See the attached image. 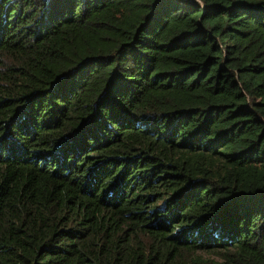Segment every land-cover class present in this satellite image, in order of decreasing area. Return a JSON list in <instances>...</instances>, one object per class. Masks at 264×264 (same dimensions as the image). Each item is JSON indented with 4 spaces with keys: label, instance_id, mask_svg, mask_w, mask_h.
<instances>
[{
    "label": "trees",
    "instance_id": "trees-1",
    "mask_svg": "<svg viewBox=\"0 0 264 264\" xmlns=\"http://www.w3.org/2000/svg\"><path fill=\"white\" fill-rule=\"evenodd\" d=\"M0 264H264V0H0Z\"/></svg>",
    "mask_w": 264,
    "mask_h": 264
}]
</instances>
